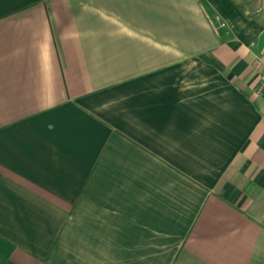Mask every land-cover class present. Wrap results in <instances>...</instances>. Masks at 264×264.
<instances>
[{"label": "crops", "instance_id": "obj_1", "mask_svg": "<svg viewBox=\"0 0 264 264\" xmlns=\"http://www.w3.org/2000/svg\"><path fill=\"white\" fill-rule=\"evenodd\" d=\"M264 0H0V264H264Z\"/></svg>", "mask_w": 264, "mask_h": 264}, {"label": "built area", "instance_id": "obj_2", "mask_svg": "<svg viewBox=\"0 0 264 264\" xmlns=\"http://www.w3.org/2000/svg\"><path fill=\"white\" fill-rule=\"evenodd\" d=\"M259 70V83L264 84V56L257 60Z\"/></svg>", "mask_w": 264, "mask_h": 264}]
</instances>
